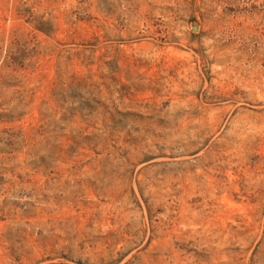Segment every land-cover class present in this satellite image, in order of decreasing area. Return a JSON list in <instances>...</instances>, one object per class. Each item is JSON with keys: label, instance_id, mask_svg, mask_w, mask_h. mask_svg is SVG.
Wrapping results in <instances>:
<instances>
[{"label": "rangeland", "instance_id": "rangeland-1", "mask_svg": "<svg viewBox=\"0 0 264 264\" xmlns=\"http://www.w3.org/2000/svg\"><path fill=\"white\" fill-rule=\"evenodd\" d=\"M0 264H264V0H0Z\"/></svg>", "mask_w": 264, "mask_h": 264}, {"label": "water", "instance_id": "water-1", "mask_svg": "<svg viewBox=\"0 0 264 264\" xmlns=\"http://www.w3.org/2000/svg\"><path fill=\"white\" fill-rule=\"evenodd\" d=\"M197 29V24H195V26L193 27V30L195 31Z\"/></svg>", "mask_w": 264, "mask_h": 264}]
</instances>
